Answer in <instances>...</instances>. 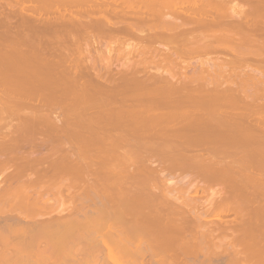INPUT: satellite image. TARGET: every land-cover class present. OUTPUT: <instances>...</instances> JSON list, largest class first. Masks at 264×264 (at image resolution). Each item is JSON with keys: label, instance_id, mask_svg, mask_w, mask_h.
Masks as SVG:
<instances>
[{"label": "bare ground", "instance_id": "bare-ground-1", "mask_svg": "<svg viewBox=\"0 0 264 264\" xmlns=\"http://www.w3.org/2000/svg\"><path fill=\"white\" fill-rule=\"evenodd\" d=\"M239 1L0 0V264H264V0ZM45 190L118 229L83 243Z\"/></svg>", "mask_w": 264, "mask_h": 264}, {"label": "rangeland", "instance_id": "rangeland-1", "mask_svg": "<svg viewBox=\"0 0 264 264\" xmlns=\"http://www.w3.org/2000/svg\"><path fill=\"white\" fill-rule=\"evenodd\" d=\"M236 1H239V0H236ZM239 2H240V1H239ZM242 2H243V1H241V3H242ZM104 44H105V43H104ZM103 46L105 47L106 45H103V44H102V47H103ZM210 54H211L212 57H215V56H217V55H222V54H224L225 56H226V55H227V56L232 55L230 52L227 53V54H225V53H222L221 51H214V52H212V53H210ZM119 62H120V64H121V60H119ZM119 62H118V60H117V61L115 60V63H117V64H115V65H118ZM97 64L101 66V63H100V62L97 63ZM98 67H99V66H98ZM114 68H115V67H114ZM116 69H117V68H116ZM18 120H19L18 118H13L12 122H13V123L15 122L14 125L16 124V122H18ZM10 131L15 132V134H14L15 139L18 138V139L20 140V132H19L18 130L16 131V129H14V128H12V129H8V126H7V125H4V124L0 125V138H1V136H2L3 134H10ZM2 132H3V133H2ZM12 134H13V133H12ZM8 146H9V147H7V150H8V148H9V150H10V146H14V145H8ZM18 146H19V147H17V146L15 145V148L13 147L15 150H14L12 147H11V148H12L14 151H16V152H17L16 149H18V153H16V152H15V153H16L17 155L19 154V156L22 155V154H21V151H22V153H23V152L25 153V151H29V152H31V153L34 152L33 155L35 154V155L37 156V155L39 154L38 151H40V152H41V151H42V152H47V151H49L51 148H53L52 145H44V146L41 147L40 150H39L36 146L33 147V145H24L25 147H24L23 145H22V146H21V145H18ZM20 146H21V147H20ZM67 146L69 147V145H67ZM16 147H17V148H16ZM22 147L24 148V150H23ZM21 148H22V150H21ZM11 151H12V150H11ZM6 152L10 153V151H6ZM19 152H20V153H19ZM35 152H37V154H36ZM8 153H6L7 156H9ZM6 154H4V155H6ZM12 154H13V151H12ZM16 154H14V155H15V159L17 158V157H16ZM35 155H34V158L36 157ZM12 156H13V155H12ZM12 156H10V157L12 158ZM19 156H18V157H19ZM13 157H14V156H13ZM11 158H10V159H11ZM13 159H14V158H12V160H13ZM12 160H10V161L13 163L14 160H13V161H12ZM18 160L21 161L20 158H19ZM20 161H19V162H20ZM15 162H17V160H16ZM15 162H14V165L11 163V165H13V167H15V165L18 163V162H17V163H15ZM47 162H49V161H47ZM47 162H46V163H47ZM46 163H45V164H46ZM47 165H48V164H47ZM8 168H9V167H8ZM10 168H12V166H10ZM12 169H14V168H12ZM12 169H8L7 172H8L9 170L15 172L16 169H15V170H12ZM11 171L8 172L9 175H10V173H11V174L13 173V172H11ZM7 172H6V171L4 172V175H5V173H6L5 177H4V175L2 174V176H3L4 178H8V177H9V175H7V174H8ZM29 172H30V170H27V171L25 170V173H23L24 177H23L22 173H20V174L22 175V178H21V176H18V177H20V178H18V179H19V180L21 179L20 181H22V180H24V179L27 180V177H28V176H30V177L32 176V175H29V174H32V173H29ZM31 172H33V171H31ZM35 174H36V173H35ZM2 176H1V174H0V180H3V181L7 180V179H3ZM6 176H8V177H6ZM34 176L37 177V175H34V174H33V178H30V177H29V179H33V180H35L36 178L34 179ZM189 176H190V175L188 174L187 177L189 178ZM23 178H24V179H23ZM170 178H172L173 180H176V179H177V178H175V177H170ZM188 178H187V179H188ZM8 179H9V178H8ZM16 179H17V178H16ZM1 183H2V182H1ZM5 183H6V182H5ZM3 184H4V182H3ZM15 184H16V183H15ZM37 184H38V183H37ZM34 185H35V184H34ZM34 185H33V187L30 186L31 189H30V187H29V191H31L32 193H36L35 191L33 192V190H36V191H37V189H39V188H37V186L39 187V184H38L37 186L35 185L36 187H34ZM214 187H216V186H214ZM32 188H33V190H32ZM36 188H37V189H36ZM64 190H65V189H64ZM44 192L46 193V196H47V195H49V196L51 195V196H50L51 198H49V199H50L52 202L49 200V201H50V202H49V205H50V206H51V204H54V205L51 206V209H50V207H49V208L47 209V211H52V212H50V213H52V214H53V213H56V214H54V215H59V214H61V215L63 214V215H64V213H65V214H68V215H69V214H72V215H73V214H74V211L77 210L78 212L76 211L77 213L75 214V215H76V219H75V216H74V215H73L74 218L72 217V219H74L73 221H75V220L81 221L82 218H80V217H83L82 214L85 215V214H87V213H82V214L79 215L78 213H80V210H81V211H82V210L89 211V212H88V214H89V213L94 209V208H91V207H90V209H87L88 207H86V208L78 207V206H80V204H78V205L75 206V207H74V204H73V206H72V203H70V205H69V201H68L69 198H68L67 200L65 199V201H64V199L62 200V199H60V198H58V199L55 198V195H54L55 190H54L53 193H52L51 191H48V190H45ZM47 192H48V194H47ZM49 193H50V194H49ZM51 193H52V194H51ZM209 193H210V192H209ZM209 193L206 192V193L202 196V198H201L202 200H201V201H208V200L211 198V194H209ZM63 194H64V196H65V195L67 194V192L65 193V191H64ZM52 195H53V196H52ZM64 196H63V197H64ZM66 196L68 197V195H66ZM52 197H53L55 200H54ZM61 198H62V197H61ZM56 199L58 200L57 202H56ZM59 199H60V200H59ZM203 199H204V200H203ZM84 200H85V199H84ZM53 201H54V202H53ZM63 201H64V203H62ZM79 202H80V201H78L77 203H79ZM57 203H60V204H57ZM84 204H85V203H81V205H84ZM91 205H93V204L91 203ZM77 207H78V208H77ZM82 208H83V209H82ZM10 209H11V208H10ZM53 209H54V210H53ZM12 210H13V209H12ZM70 210H73V212L71 213ZM10 211H11V210H9L8 212L6 211L5 213H8V214H9ZM13 211H14V210H13ZM13 211H12V212H13ZM53 211H54V212H53ZM68 211H70V212H68ZM94 211H95V210H94ZM15 212H18V211H14V213H15ZM57 213H58V214H57ZM92 213H93V212H92ZM94 213H95V212H94ZM10 214H11V213H10ZM96 214H98V216H100L99 213H95V214H93V215L96 216V217L98 218V216H97ZM77 215H79V216L77 217ZM93 215H91V217L94 218ZM103 215H104V214H102V216H103ZM23 216H24V215H23ZM39 216H40V215H39ZM43 216H44V215L40 216V218H39L38 216H37V217H38L39 219H44ZM86 216H87V215H86ZM86 216H85V217H86ZM106 216H107V215H106ZM233 216H234V214L232 213V214L230 215V217H233ZM41 217H42V218H41ZM44 217H45V216H44ZM88 217H89V219H87V220H90V214H89V216H87L86 218H88ZM103 217H104V216H103ZM83 218H84V217H83ZM86 218H84V219H86ZM100 218H101V216H100ZM100 218H98V220L95 221L96 224H95V222H93L94 224L91 222L92 218H91V220L89 221L90 224L92 223V224L95 225V226H89V225H87L89 222H88L87 220H86V221H87L88 223L85 222L84 219H83V220H84V223H81V225H80V222H78V221H75L76 223H75L74 225H71V226H73V227H75V226L77 227V225H79L78 228H82V229H78V230H80L81 232H83V234H84L86 231H87V232H90V234H91V232H92L93 234L91 235V237H88L89 234H87V233H86V234H87L86 236L83 235V234H82V237H81L80 234H78V235H80V236H75V234H71V229H73L72 231H75V230H77V229H74L73 227H71L69 233H70L71 236L73 235V237H71L70 240H68V235H69V233H68L66 239H67L68 241H70V243L74 241V240H73V239H75L74 237H77V238H78L77 240H79V239L81 240V238H83V237H84V238H87V239H88V238H93V239H94L93 241H95V238H100V240L105 238V240H106L107 231H108V233H109L113 228H115V229L113 230V232H114V231L116 230V227H117V229H118V226H116V225H119V224L116 222L117 224L115 223V225L113 226L114 223H113V224L111 223L112 219H111V221H110V220H109L110 218H108V216H107V217H106V221H105L106 223H104V221H103L105 218H102V219H101V220L103 221V224H105V226H106V228L104 229V228H103L104 225H100V224H99V222L101 221V220L99 221ZM95 219H96V218H95ZM95 219H94V220H95ZM94 220H93V221H94ZM107 220L110 221L111 224H110V223H109V224L112 226V228H111V227H108V226H110V225L107 224V222H108ZM97 221H99L98 224H99L100 226H103L102 228L104 229V230H101V229H100V231H103L104 233H106V235H105L104 238H103L104 234L100 235V231H99V229L96 228ZM71 222H72V221H71ZM81 222H82V221H81ZM114 222H115V221H114ZM14 223H16V221H15ZM17 223H19V222H17ZM86 223H87V224H86ZM100 223H101V222H100ZM101 224H102V223H101ZM106 224H107V225H106ZM16 225H17V224H16ZM18 225H20V223H19ZM68 225H69V224H68ZM68 225H67V227H70V226H68ZM99 225H97V226H99ZM115 226H116V227H115ZM94 227H95L96 229H94ZM98 228H99V227H98ZM109 228H111V230H109ZM92 229H93V230H92ZM106 229H107V231L105 232ZM67 230H68V229H67ZM82 230H83V231H82ZM89 230H90V231H89ZM97 230H98V231H97ZM12 232H13V231H10V234H11L12 236H13V235L16 236V239H14L15 241H17V239H20V240L23 239V236L20 235V234H22V233H20V231H17V232H19V234L16 232L18 235H15V232H14V233H12ZM76 232H78V231H76ZM98 232H99V233H98ZM101 233H102V232H101ZM112 234H113V233H112V231H111V234H110V235L112 236ZM19 235H20L22 238H20ZM70 235H69V237H70ZM76 235H77V234H76ZM108 235H109V234H108ZM110 235H109V236H110ZM18 236H19V237H18ZM89 236H90V235H89ZM111 236H110V237H111ZM80 237H81V238H80ZM101 237H102V238H101ZM14 238H15V237H14ZM84 238L82 239V241L85 240ZM112 238H113V237H112ZM112 238H109V239L112 240ZM87 239H86V240H87ZM109 239H108V236H107V240L110 242ZM143 239H144V238H143ZM59 240H60V239H59ZM59 240H58V242H59V244H60L61 241H59ZM62 240H63V239H62ZM71 240H72V241H71ZM80 240L77 242L76 239H75V241H76L77 243L81 242ZM89 240H90L91 242H90ZM89 240H87V241H85V242H86V243H87L88 241H89L90 243L93 242L91 239H89ZM96 240H97L98 242H100V243L103 241V240L100 241L99 239H96ZM65 241H66V240H65ZM66 242H67V241H66ZM76 242H73V243H76ZM85 242L83 241V243H85ZM98 242H97V243L94 242V243L97 245ZM111 242H112V241H111ZM61 243H62V242H61ZM83 243H82V244H83ZM82 244H81V245H82ZM88 244H89V243H88ZM95 244H94V245H95ZM100 245L103 247V244H100ZM100 245L98 244L97 247H99ZM101 246H100V247H101ZM95 247H96V246H94V248H95ZM116 248H118V247L116 246ZM96 262H97V261H96ZM98 263H99V262H97L96 264H98ZM103 263H107V261H103ZM109 263H110V264H111V263H112V264H115L114 262H111V261H109ZM109 263H108V264H109ZM122 263H123V264H124V263H125V264H132V263L129 262V261H128V262H123V261H122ZM101 264H102V262H101ZM133 264H135V263H133Z\"/></svg>", "mask_w": 264, "mask_h": 264}]
</instances>
